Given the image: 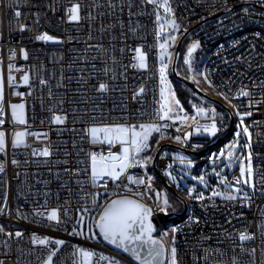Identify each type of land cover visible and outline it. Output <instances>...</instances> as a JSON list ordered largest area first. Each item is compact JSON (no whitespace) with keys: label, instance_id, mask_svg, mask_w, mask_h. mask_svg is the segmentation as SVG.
<instances>
[{"label":"built area","instance_id":"1","mask_svg":"<svg viewBox=\"0 0 264 264\" xmlns=\"http://www.w3.org/2000/svg\"><path fill=\"white\" fill-rule=\"evenodd\" d=\"M170 1L194 28L188 47L208 49L204 73L214 98L233 111L235 126L244 120L250 128L256 190L234 199L182 194L187 217L161 224L155 235L166 264H264V0ZM160 9L154 0H0V77L9 80L0 105V264H79V246L92 251L91 264H137L75 231L80 211L97 217L118 196H133L156 215L165 210L151 190V140L134 146L130 132L128 166L115 179L93 176L92 157L120 161L112 157L123 158L122 139L91 135L96 126L156 125L162 142L178 133L162 112ZM43 32L61 42H42ZM18 102L26 107L22 126L10 111ZM214 106V114L194 118L193 137L196 126L227 132L229 114ZM19 129L27 130V143L14 147ZM158 167L173 169V158L161 155ZM228 182L242 183L239 170Z\"/></svg>","mask_w":264,"mask_h":264},{"label":"rangeland","instance_id":"2","mask_svg":"<svg viewBox=\"0 0 264 264\" xmlns=\"http://www.w3.org/2000/svg\"><path fill=\"white\" fill-rule=\"evenodd\" d=\"M159 1L161 6L160 12V26H159V52H160V72H161V84L160 91L162 93L163 103V116L167 119L173 118L176 120V133L175 137H172L169 141L179 146L186 147L191 146L192 149L200 150L206 141H214L213 137L218 133L219 126H196L195 137H193L192 121L197 117H207L215 113V104L210 102L194 90L189 89L182 82L177 80L172 73V63L178 40L181 36L180 26L177 24V18L171 9V4L168 0H154ZM170 29V30H169ZM172 30V31H171ZM41 36H48L51 39H41L44 42H58L57 38H54L47 32H43ZM38 39V38H37ZM184 47V46H183ZM181 54V53H180ZM140 63L142 66L146 64V55L142 52L139 53ZM23 59H27V53L23 52ZM181 57V56H180ZM180 61V59H179ZM205 53L199 45L193 46L192 49H185L184 62L181 65L182 73L188 77L179 74L198 85L204 92L211 97H214V92L208 85L203 68L205 64ZM179 64V62H178ZM178 70V66H177ZM174 77V78H173ZM173 79H176L182 83L188 90L193 93V109L189 110L180 100L177 89L175 87ZM9 87V80H5L0 77V105L5 102V95L7 88ZM216 99V98H215ZM22 106V107H21ZM217 106V105H216ZM219 107V106H218ZM227 107V106H226ZM220 108V107H219ZM223 111H226L220 108ZM213 110V111H212ZM12 121L20 126L26 123V107L22 102L12 103L10 107ZM221 112V111H219ZM228 115V114H227ZM17 117H20L18 119ZM22 119L23 122H20ZM234 131V136L226 139L217 149L211 151L209 154L202 157H195L191 154L183 153L179 150L166 148L162 153L163 156H169L173 158V169H169L164 172L168 178V182L177 188L182 194H186L190 199L195 197L212 198V199H234L248 195L251 191L256 190L255 171H254V158L251 156L252 135L250 128L244 120L240 121ZM103 129L101 127H93L92 129ZM123 128L127 129V136H120L124 147L122 156L125 155V149H127V160L121 165L120 161L115 163L101 161L96 159L93 162V172H102L106 169L109 173H113L109 176L118 179L126 171L128 161L130 159V146H129V134L136 133L134 146L142 144L146 139L152 140L155 134H159V127L156 125H147L143 127H134L131 130L126 127H113L111 129ZM22 133V143H17V134ZM93 136L92 139L97 141L100 138V134ZM27 130L19 129L13 136L12 145L14 147L25 146L27 143ZM107 140H114L119 134L112 132H104ZM175 134V133H174ZM245 134L247 137L243 136ZM2 133L0 132V142ZM161 139V137H160ZM216 140V139H215ZM162 142V143H164ZM195 142V146L192 144ZM210 142V143H211ZM188 148V147H186ZM157 150V149H156ZM247 153V155L245 154ZM123 159V158H122ZM152 157L149 159L151 164ZM114 169V172H113ZM161 170V169H160ZM236 170H239L242 178V183L237 186H233L228 182V175ZM97 176H103L97 175ZM154 192L157 201L163 205L167 211L174 213H180L184 208L183 201L179 200L181 204L175 200L174 197L167 195L166 193ZM170 193V192H169ZM210 207V206H208ZM216 210V206H212ZM202 209L207 207L200 206ZM181 210V211H180ZM188 214V213H187ZM185 215V218L187 217ZM96 215L92 211L79 212L77 218V228L75 233L78 236L87 238L94 241H99L100 238L97 235L95 220ZM91 221V223H90ZM79 264H91L92 251L83 247H78ZM110 264H120L117 261H110Z\"/></svg>","mask_w":264,"mask_h":264},{"label":"water","instance_id":"3","mask_svg":"<svg viewBox=\"0 0 264 264\" xmlns=\"http://www.w3.org/2000/svg\"><path fill=\"white\" fill-rule=\"evenodd\" d=\"M187 30L184 35L180 38L172 63V73L177 80L185 84L191 90H194L204 99L213 102L215 105L226 110L230 117V126L227 130V134H230L235 127L236 118L233 111L226 107L222 102L211 97L206 92H204L198 85L188 79L182 77L178 70V62L180 59V53L182 50V45L184 40L188 36L191 30ZM226 134V135H227ZM225 138V136H219L216 140L209 143L205 148L200 150L190 149L186 147L179 146L173 142L163 143L155 152L152 159V170L154 175L163 183L168 192H170L174 197L183 201L184 208L180 213L158 212L157 215L154 213L153 209L145 204L144 202L138 200L132 196H118L111 199L105 208L102 210L98 219L96 221V232L100 240L106 243L108 246L121 251L130 258H132L137 264H166V247L164 242L155 234L160 229V224H176L185 218L188 211V204L182 194L177 188L168 182V178L163 174V172L158 167V160L160 155L164 152L166 148H172L179 150L183 153L191 154L195 157H202L209 154L211 151L217 147L220 142ZM117 201H132V204H122L114 202ZM106 212L112 216H118L123 212H127L131 215V219H128L127 223L131 225L127 229L128 239H123L120 232L117 231L115 236L109 234L105 231L103 227L106 223L104 217Z\"/></svg>","mask_w":264,"mask_h":264},{"label":"snow or ice","instance_id":"4","mask_svg":"<svg viewBox=\"0 0 264 264\" xmlns=\"http://www.w3.org/2000/svg\"><path fill=\"white\" fill-rule=\"evenodd\" d=\"M73 11H75V9H73ZM18 15V13H17ZM72 19H77V17L75 15L72 16ZM40 39H51L50 37L48 36H41L39 37ZM104 86L101 85V88H103ZM22 107V106H21ZM18 119H20V117H17ZM57 120L59 121V118L57 117ZM20 122H23L22 119L20 120ZM100 132H107V133H112V132H115L117 134H119L117 136V139L120 138V136H127V132L128 130L127 129H123V128H117V129H91V133L92 135L95 137L98 135V133ZM134 135H138L136 133H134ZM22 136L23 134L22 133H18L17 134V143H22ZM107 139V137H106ZM109 142H111V140H109ZM136 141L134 140L133 143H135ZM43 155H48V152L45 151L43 153ZM105 158H101V161H103ZM113 160H116V159H120V163L121 165H123L124 161L127 160V149H125V155L123 157V159L119 158V157H112ZM92 160L93 162L96 161V157L93 156L92 157ZM113 172H114V169H113ZM111 175L113 173H109L106 169H104L102 172H93V176H97V175ZM117 203H122V204H132L133 202L132 201H117V202H114V204H117ZM49 219H56V213L53 212L51 214V216L49 217ZM106 223L105 225L103 226L105 228V231L108 232L109 234H112L113 236H115L116 232L119 231L121 236L123 237V239H128V236H127V229L129 227H131V225H129L127 223L128 219H131V215L127 212H123L121 214H119L118 216H115V217H112L110 216L107 212H106V215L104 217ZM17 235H19V233H17ZM243 238V237H242ZM41 243H44V241H41Z\"/></svg>","mask_w":264,"mask_h":264},{"label":"trees","instance_id":"5","mask_svg":"<svg viewBox=\"0 0 264 264\" xmlns=\"http://www.w3.org/2000/svg\"><path fill=\"white\" fill-rule=\"evenodd\" d=\"M177 23H178V21H177ZM184 47H182V50H181V54H180V61H179V64H178V71L182 74V75H184V76H186V77H188L186 74H184V73H182V71H181V65L183 64V62H184V57H185V49H186V45H183ZM174 78V77H173ZM173 81H174V84H175V87H176V89H177V93H178V96H179V98H180V100L182 101V103L185 105V107L187 108V109H189V110H192L193 109V107H192V103H193V99H194V96H193V93L190 91V90H188L182 83H180L179 81H177L176 79H173ZM236 128H237V126H235L234 127V130L230 133V134H227L226 136H225V138L220 142V144L217 146V147H215L214 148V150L215 149H217L226 139H228V138H230L231 136L233 137L234 136V131L236 130ZM224 134V131H219L214 137H213V139L215 140V139H217L220 135H223ZM177 134L175 133V134H173V137H175ZM243 136H245V137H247L245 134H243L241 137H243ZM160 135L159 134H155L153 137H152V140H151V147H150V149L148 150V152H147V155L148 156H151V155H153V153H154V150H155V148H156V146L158 145V144H160ZM211 142V140H209V141H206L205 143H204V145L202 146V147H205V146H207L209 143ZM186 147H188V148H192L191 146H186ZM245 154L247 155V153L245 152ZM205 156V155H204ZM204 156H202V159L204 158ZM148 170H149V172L150 173H152V188L154 189V191L155 192H161V193H166L167 195H170V196H172V197H174L171 193H169L168 192V190L166 189V187L163 185V183L154 175V173L152 172V167H151V165H149L148 166ZM175 198V197H174ZM175 200L176 201H178L180 204H181V202L178 200V199H176L175 198ZM183 209V208H182ZM181 209V210H182ZM180 210V211H181ZM110 261H112V260H110V259H106L105 260V262H104V264H110Z\"/></svg>","mask_w":264,"mask_h":264},{"label":"bare ground","instance_id":"6","mask_svg":"<svg viewBox=\"0 0 264 264\" xmlns=\"http://www.w3.org/2000/svg\"><path fill=\"white\" fill-rule=\"evenodd\" d=\"M169 1V3L171 4V9H172V11H173V13L175 14V16H176V18H177V21H178V25L180 26V30H181V36H180V38L184 35V33L187 31V30H190V29H192V28H186L185 27V25H184V23L181 21V19L178 17V15H177V13H176V11H175V9H174V7H173V4H172V2L170 1V0H168ZM160 12H161V9H160ZM74 15L77 17V19H72V22H78V20H79V9L78 8H76L75 9V12H74ZM159 26H160V16H159ZM24 29H26V27L24 26L23 27ZM170 30V29H169ZM172 31V30H171ZM192 31V30H191ZM190 31V32H191ZM48 33V32H47ZM49 34V33H48ZM190 34V33H189ZM189 34H188V36H189ZM51 35V34H50ZM51 36H53L54 38H57L58 39V42H53L54 44H56V45H58L60 42H61V38L60 37H58V36H54V35H51ZM188 36L186 37V39L184 40V44L183 45H186V49L188 50L189 49V47H188V42H187V40H188ZM235 37V36H234ZM180 40V39H179ZM179 40H178V42H179ZM42 42H44V41H42ZM178 44V43H177ZM183 45H182V47H183ZM195 45H199V44H193L192 45V47H190V49H192L193 48V46H195ZM200 46V45H199ZM201 47V46H200ZM201 49H203V51H204V53H205V59H206V52L208 51V49H205V48H203V47H201ZM175 55V54H174ZM205 62V61H204ZM160 63V62H159ZM203 72H204V68H203ZM204 76H205V73H204ZM205 79H206V77H205ZM219 80H220V78H219ZM206 81H207V79H206ZM109 82H111V78L109 79ZM207 83H208V81H207ZM208 85H209V83H208ZM162 211V210H161ZM161 211H159V212H161Z\"/></svg>","mask_w":264,"mask_h":264}]
</instances>
